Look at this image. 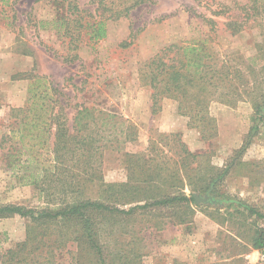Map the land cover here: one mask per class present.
I'll use <instances>...</instances> for the list:
<instances>
[{"label": "rangeland", "instance_id": "374dc122", "mask_svg": "<svg viewBox=\"0 0 264 264\" xmlns=\"http://www.w3.org/2000/svg\"><path fill=\"white\" fill-rule=\"evenodd\" d=\"M60 1L0 2V204L41 208L58 197H47L36 186L21 184L8 162L21 145L18 131L25 130L21 122L31 119L32 114L24 109L29 83L42 78L53 101H58L57 121L71 124L74 108L84 105L96 109L97 116L99 110L117 115L112 119L114 128L101 132L106 138L112 129L119 135L121 130L126 131L127 123L122 126L119 116L132 124L135 140L127 141L120 149L108 147L103 151L100 168L108 183L137 177L152 157L163 162L161 152L149 150L154 141L171 157L169 167L175 168L173 161L180 160L179 151L168 152L161 134H180L188 149L199 155L190 166H197L202 172L211 166L222 169L232 163L228 176L215 190L194 194L199 199L195 198L198 206L193 205L195 214L190 225L171 223L176 220L174 207L141 212L124 217L123 222L116 218L114 226L109 223L103 231V241L112 253L138 252L133 264H218L228 256L224 247H229L242 253L243 264H248L247 256L254 250L251 240L264 230V217L245 211L230 219L226 210L232 200L250 205L264 215V123L254 119L250 99L223 96L221 101L214 100L210 113L216 121V133L204 138L200 129L191 127L189 119L178 113L175 101L165 100L162 110L153 115L151 89L140 80V67L146 60L170 44L186 45L199 37L213 38L206 45L216 59L230 58L239 64L241 54L252 57L259 39L257 28L250 30L245 26L241 33L232 35L227 26L236 18L238 5L247 0H152L133 8L127 17L108 21L104 39L90 42L84 35L77 48L74 41L57 33L51 25L41 28L40 20H51L67 12V4ZM79 2L94 11L91 0ZM216 11L225 13L215 15ZM204 16L217 21L216 32L203 22ZM45 101L51 103L49 98ZM20 108L25 111L19 113ZM250 132V144L239 153ZM46 136L26 137L27 148L19 160L34 156L49 165L47 146L39 144ZM185 191L191 193L189 187ZM27 224L28 220L18 215L0 219V264L1 254L26 238ZM77 250L76 243L68 241L53 264H77Z\"/></svg>", "mask_w": 264, "mask_h": 264}, {"label": "trees", "instance_id": "16d2710c", "mask_svg": "<svg viewBox=\"0 0 264 264\" xmlns=\"http://www.w3.org/2000/svg\"><path fill=\"white\" fill-rule=\"evenodd\" d=\"M9 1L0 0L3 3ZM60 2L67 4V12L51 20H40L41 28L48 29L51 25L57 33L74 41L77 48L84 35L90 42L104 39L108 21L127 17L133 8L152 0H91L94 11L83 8L79 0ZM237 9L236 18L227 26L232 35L241 33L245 26L250 30L256 27L259 38L255 41L256 53L250 58L241 54L239 64H234L230 58L216 59L207 50V41L213 39L211 36L193 39L186 45L173 43L166 46L140 67V80L151 89L153 115L162 110L165 100L175 101L178 113L189 119V125L200 129L204 138H210L217 129L210 104L214 100H223V96L240 100L247 97L255 111L254 119L264 123V0H247ZM224 13L214 12L215 15ZM202 18L210 26V31H217L215 19ZM41 82L42 78H37L29 83V97L24 109L32 114L31 119L21 122L27 133L18 131L21 145L18 143L17 153L10 155L8 162L13 174L21 178V184L36 186L47 197H58L41 208L0 204V219L18 215L28 220L26 238L1 254V264H53L68 241L76 243L78 250L74 257L77 264H85L83 261H87L86 264H133L138 252L129 250L114 254L108 243L103 241V231L109 223L114 226L116 218H122L123 222L124 217L174 207L172 214L176 220L171 223L190 225L195 214L193 205L198 206L194 194L215 190L229 174L232 163L222 169L211 166L204 172L197 166H190L199 155L188 149L179 138L180 134H161L165 140H162L163 146L170 149L168 152L172 149L179 151L180 160L173 161L175 168L169 167L171 157L154 141L150 143L149 150L161 152L163 162L158 163L152 157L137 177H130L126 182L108 183L100 168L103 151L108 147L120 149L127 141L135 140L132 124L119 116L122 126L127 123L126 131L123 133L121 130L119 135L112 129L110 137L106 138L101 132L110 126L114 128L112 119L117 115L99 110V116H105L100 118L96 109L84 105L74 108L71 124L57 121L59 115L55 114V108L58 101H53L49 87L45 88V82ZM46 98L53 105L47 104ZM24 109L20 108L18 112L22 113ZM251 132L239 153L250 144ZM41 134L47 135L39 144L47 146L50 164L47 165V161L42 163L34 156L19 160L23 149L27 148L25 138L31 136V139H36ZM19 171L23 173L19 174ZM134 172L132 169V176ZM187 187L191 190L189 195L185 191ZM226 211L230 219L245 211L264 217L250 205L239 201L231 200ZM251 246L254 249L264 247V230L254 235ZM223 250L228 251V256L218 264L244 263L242 253L233 252L229 247Z\"/></svg>", "mask_w": 264, "mask_h": 264}, {"label": "built area", "instance_id": "2783aa9c", "mask_svg": "<svg viewBox=\"0 0 264 264\" xmlns=\"http://www.w3.org/2000/svg\"><path fill=\"white\" fill-rule=\"evenodd\" d=\"M248 264H264V247L254 249L247 256Z\"/></svg>", "mask_w": 264, "mask_h": 264}, {"label": "water", "instance_id": "95a60500", "mask_svg": "<svg viewBox=\"0 0 264 264\" xmlns=\"http://www.w3.org/2000/svg\"><path fill=\"white\" fill-rule=\"evenodd\" d=\"M195 198H196V199H199V197H198V196H195Z\"/></svg>", "mask_w": 264, "mask_h": 264}]
</instances>
